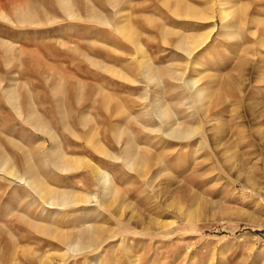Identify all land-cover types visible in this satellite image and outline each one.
Returning <instances> with one entry per match:
<instances>
[{"label": "rangeland", "instance_id": "obj_1", "mask_svg": "<svg viewBox=\"0 0 264 264\" xmlns=\"http://www.w3.org/2000/svg\"><path fill=\"white\" fill-rule=\"evenodd\" d=\"M45 257L264 264V0H0V264Z\"/></svg>", "mask_w": 264, "mask_h": 264}, {"label": "bare ground", "instance_id": "obj_2", "mask_svg": "<svg viewBox=\"0 0 264 264\" xmlns=\"http://www.w3.org/2000/svg\"><path fill=\"white\" fill-rule=\"evenodd\" d=\"M65 5H66V7H67V4H66V2L64 3ZM226 12H228V11H226ZM225 12V13H226ZM222 14H223V11L221 12ZM221 13H220V15H221ZM222 16V15H221ZM224 16V15H223ZM207 37V36H206ZM205 40V38H198V39H193L192 41H191V44L192 45H194V44H196L194 47H197V46H199L203 41ZM187 41V40H186ZM183 48V47H182ZM194 50V49H193ZM183 51V50H182ZM191 54V52H189V55ZM186 55H188V54H186ZM188 55V56H189ZM192 84V79H188V81H186V85L187 86H189V85H191ZM192 89V88H191ZM198 92V97L193 101V103H195V104H198L199 102H201L202 101V97H203V94L205 93V92H203V94H201L200 93V91L198 90L197 91ZM161 119H163L162 117H163V115H160L159 116ZM207 117V116H206ZM168 124V123H167ZM176 132V131H175ZM182 135L184 136L185 135V137H186V134H181V137H182ZM189 135H191V133L189 134ZM174 136L175 137H177V136H179L180 137V134L178 135V134H174ZM188 136V135H187ZM180 137V138H181ZM185 137H182V138H185ZM189 137V136H188ZM188 137H186L185 139H188ZM184 139V140H185ZM89 165V164H88ZM91 166V165H90ZM89 166V167H90ZM93 166V165H92ZM88 167V168H89ZM90 169V168H89ZM92 174H93V176L95 177L94 179L96 180L97 179V181H98V179H99V177H100V181L101 180H103V179H105V178H102L101 177V173H100V171H99V169L98 168H92ZM103 177H105V176H103ZM104 181V180H103ZM99 183V182H98ZM38 189V188H37ZM52 192H50V193H47V194H44V191L43 190H40L39 191V195H40V197L41 198H43L44 199V201H45V203L44 204H47L48 206H50V207H52V206H54V207H62V208H65L67 205H70V204H79L80 202H82V200H84L83 199V197L82 198H77V197H72V198H67V196L66 197H59L58 199H57V201H56V203H54V202H52V201H54V200H52V199H45V197L44 196H47V195H50ZM49 197V196H48ZM86 198V197H85ZM87 199V198H86ZM88 200V199H87ZM92 200V199H91ZM89 202V201H88ZM91 202H93V201H91ZM43 203V202H42ZM84 203H86L85 201H84ZM90 203V202H89ZM43 204V205H44ZM84 205V204H83ZM90 205V204H89ZM104 206H105V204H103ZM109 205V204H108ZM108 205H106L105 206V208H107L108 207ZM85 206V205H84ZM111 206V205H110ZM100 207H101V205H100ZM102 208V207H101ZM104 210V209H103ZM106 210V209H105ZM103 233V231H102V229H100V228H97V227H95V228H93L91 231H88V232H86L85 234H81V236H79L78 237V240H75V241H73L71 238L69 239V238H67V237H60L59 238V243L61 244V245H63V247H64V249H65V251H66V254H68V256L70 257V254H71V257L74 255V252H75V249H76V247H81L80 249H79V251H84V250H88V249H90V248H93L92 250H88L90 253L91 252H94L96 249H99V246H100V244L98 245L97 243H98V239H99V241L101 240V238L104 236V234H102ZM100 235H103L102 237L100 236ZM103 239V238H102ZM110 239V238H109ZM102 242H103V240H102ZM108 242V241H107ZM96 244H97V246H96ZM60 245V246H61ZM104 245V244H103ZM101 248V247H100ZM104 251V250H103ZM85 252V251H84ZM77 253V252H76ZM78 254V253H77ZM75 256V255H74ZM61 257V259H63L64 257H65V255H62V256H60ZM41 264H53L52 263V257H45V259L43 260V261H41Z\"/></svg>", "mask_w": 264, "mask_h": 264}]
</instances>
